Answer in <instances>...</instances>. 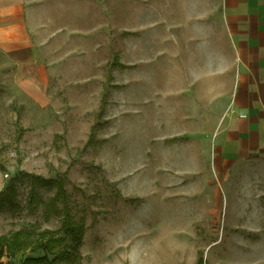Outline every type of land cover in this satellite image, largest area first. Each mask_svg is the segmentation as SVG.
I'll use <instances>...</instances> for the list:
<instances>
[{
  "label": "rangeland",
  "instance_id": "374dc122",
  "mask_svg": "<svg viewBox=\"0 0 264 264\" xmlns=\"http://www.w3.org/2000/svg\"><path fill=\"white\" fill-rule=\"evenodd\" d=\"M201 1L40 4L57 36L0 51V237H65L27 204V176L60 178L81 264H264V163L220 153L233 61L218 59L220 14L203 27Z\"/></svg>",
  "mask_w": 264,
  "mask_h": 264
},
{
  "label": "crops",
  "instance_id": "0c3cea01",
  "mask_svg": "<svg viewBox=\"0 0 264 264\" xmlns=\"http://www.w3.org/2000/svg\"><path fill=\"white\" fill-rule=\"evenodd\" d=\"M50 1L0 0V51L34 47L42 39L47 43L54 34L56 37L59 23L54 17V24L45 25L47 16H41L45 9L40 4H57L66 10V0ZM211 2L202 0L196 11L206 17L203 27L210 26L206 13L219 12L218 25L229 53L222 49L217 57L225 68L227 60L233 61L228 109L235 116H227L218 131L220 153L242 159L254 157L264 163V0H217L216 8Z\"/></svg>",
  "mask_w": 264,
  "mask_h": 264
},
{
  "label": "trees",
  "instance_id": "16d2710c",
  "mask_svg": "<svg viewBox=\"0 0 264 264\" xmlns=\"http://www.w3.org/2000/svg\"><path fill=\"white\" fill-rule=\"evenodd\" d=\"M27 178L30 183V191L27 195L28 206H43V214L46 219L50 216L61 218L59 231L65 237L57 236L51 231L34 233L28 229H21L8 236L0 237V255L13 258L29 251L42 255L26 256L21 264H81L79 247L84 235V225L74 219L69 207V197L64 180L60 178L41 179L31 176H27ZM37 188L54 190V194L43 201L36 193ZM11 189V186L6 188L9 198L13 194ZM13 204L11 197L9 205L14 207ZM65 238L68 239V244H66Z\"/></svg>",
  "mask_w": 264,
  "mask_h": 264
},
{
  "label": "built area",
  "instance_id": "2783aa9c",
  "mask_svg": "<svg viewBox=\"0 0 264 264\" xmlns=\"http://www.w3.org/2000/svg\"><path fill=\"white\" fill-rule=\"evenodd\" d=\"M240 118H243V116H240Z\"/></svg>",
  "mask_w": 264,
  "mask_h": 264
}]
</instances>
